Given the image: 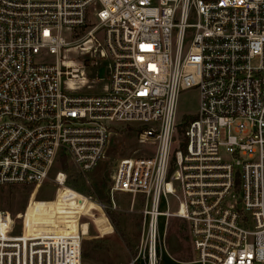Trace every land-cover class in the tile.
Returning <instances> with one entry per match:
<instances>
[{
  "label": "built area",
  "instance_id": "2783aa9c",
  "mask_svg": "<svg viewBox=\"0 0 264 264\" xmlns=\"http://www.w3.org/2000/svg\"><path fill=\"white\" fill-rule=\"evenodd\" d=\"M43 51L54 61L37 62ZM71 52L110 58L103 92ZM193 90L198 112L180 120ZM118 124L144 148L119 158L101 202L64 166L95 186ZM47 182L49 200L1 206L5 189ZM72 190L103 212L119 193L143 197L128 264H163L161 218L187 225L193 259L177 264H264V0H0V264H81L91 216ZM60 191L67 210L48 212L64 217L28 219ZM69 208L73 227L59 220Z\"/></svg>",
  "mask_w": 264,
  "mask_h": 264
},
{
  "label": "rangeland",
  "instance_id": "374dc122",
  "mask_svg": "<svg viewBox=\"0 0 264 264\" xmlns=\"http://www.w3.org/2000/svg\"><path fill=\"white\" fill-rule=\"evenodd\" d=\"M101 34L98 33L99 36ZM70 57L73 60L84 63L85 75L91 84V88L87 87V91L93 94L103 92L109 77L107 61L109 62L110 58H107L106 61L98 57L92 58L88 54H76L75 52H71ZM54 59L55 56L47 51H43L36 57L37 62H51ZM198 103L199 96L197 91L193 90L183 93L178 102L179 119L194 117L198 112ZM140 148H144V146H140L136 141L135 127L118 124L115 125L104 160L92 174H88V179L96 183L95 186L87 184L86 178L83 179L82 175H78L72 165L66 162L64 167L66 170L68 168L69 171H72V185L76 184L73 185L75 188L80 190L79 184L82 181L87 186L84 191L81 188V193L85 196L91 195L95 199L98 198L101 202H108L107 192L111 187L112 177L119 158L136 156L140 154V151H137ZM55 188V185L51 182H47L44 186L37 189L34 186L10 187L3 191L1 206L14 213L24 212L30 201L49 200ZM68 192L72 193V196H67L66 198L71 201V205L75 204V201L79 198L84 211L92 210L90 231L84 237L80 247L81 264H128L136 255L137 247L141 240L143 197L141 195L133 197V195L119 193L115 198L117 208H108L103 212L97 204L89 202L86 198L77 194L76 191ZM64 194L60 191V199L55 203L35 204L34 216H43L41 209H44L43 212H48L51 207L67 210V206L61 198ZM94 194L99 195V197H95ZM103 195H105V198ZM32 205H30L27 213L28 219ZM161 209L165 210L164 203L161 204ZM71 210L72 208L68 209V217L59 219L63 221L60 224L63 223L64 225H69V227L74 226L75 221L72 218ZM60 215L61 213L58 212V214H52V217H54L53 219L64 217ZM160 220V236L163 239V264H177L171 255L177 260L184 262L193 259L192 246L185 221L173 218L170 220L169 229L166 230L164 218Z\"/></svg>",
  "mask_w": 264,
  "mask_h": 264
},
{
  "label": "bare ground",
  "instance_id": "6f19581e",
  "mask_svg": "<svg viewBox=\"0 0 264 264\" xmlns=\"http://www.w3.org/2000/svg\"><path fill=\"white\" fill-rule=\"evenodd\" d=\"M89 202H93V201H89ZM88 203V202H87ZM93 203H95V202H93ZM95 204H97L98 206H99V209L101 208L100 207V205L98 204V203H95ZM34 206H35V204H33L32 205V208H31V211H30V214H29V220H31V219H33V221H38V220H40V219H42V218H45V219H49V221H51L54 217H52V214L51 215H49L50 213L49 212H47V211H44L43 212V210L44 209H41V211H42V215L43 216H41V217H36V215L34 216ZM83 211H84V209H83ZM91 211L92 210H89V211H84L85 212V214L86 215H90L91 216ZM65 230V229H64ZM67 230V229H66ZM65 233H66V231H64Z\"/></svg>",
  "mask_w": 264,
  "mask_h": 264
},
{
  "label": "crops",
  "instance_id": "0c3cea01",
  "mask_svg": "<svg viewBox=\"0 0 264 264\" xmlns=\"http://www.w3.org/2000/svg\"><path fill=\"white\" fill-rule=\"evenodd\" d=\"M102 59V58H101ZM104 60H106V59H104ZM107 61V60H106ZM107 64H108V71H109V62L107 61Z\"/></svg>",
  "mask_w": 264,
  "mask_h": 264
},
{
  "label": "trees",
  "instance_id": "16d2710c",
  "mask_svg": "<svg viewBox=\"0 0 264 264\" xmlns=\"http://www.w3.org/2000/svg\"><path fill=\"white\" fill-rule=\"evenodd\" d=\"M115 222V221H114Z\"/></svg>",
  "mask_w": 264,
  "mask_h": 264
}]
</instances>
